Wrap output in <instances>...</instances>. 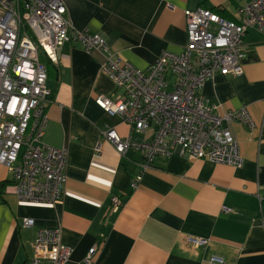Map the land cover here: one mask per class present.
<instances>
[{"label":"crops","instance_id":"obj_1","mask_svg":"<svg viewBox=\"0 0 264 264\" xmlns=\"http://www.w3.org/2000/svg\"><path fill=\"white\" fill-rule=\"evenodd\" d=\"M63 1L73 28L99 33L113 53L145 71L162 51H182L185 9L234 20L245 0ZM243 43L242 73L216 74L200 90L221 110H248L253 128L227 125L243 158L239 168L178 154L157 156L145 167L136 151L121 156L102 132L113 128L125 137L130 125L94 101L120 93L100 69L103 55L70 41L58 47L55 62L41 55L50 90L42 140L66 150V178L52 205L23 203L0 164V264H23L36 232L57 227L72 248L67 264H79L93 246L91 264H201L211 256L225 264H264V32L248 29ZM151 135L150 127L141 137ZM113 196L122 202L116 211ZM24 218L33 224L23 227ZM187 237L207 243L195 247Z\"/></svg>","mask_w":264,"mask_h":264},{"label":"built area","instance_id":"obj_2","mask_svg":"<svg viewBox=\"0 0 264 264\" xmlns=\"http://www.w3.org/2000/svg\"><path fill=\"white\" fill-rule=\"evenodd\" d=\"M183 13L182 51H162L142 71L113 53L99 33L73 28L63 0H0V164L11 175L19 202L52 205L62 195L67 152L42 140L50 90L41 55L55 62L58 47L67 41L78 43L87 53H101V71L120 89L114 98L99 95L94 101L130 125L125 137L113 128L102 132L121 156L136 151L145 167L157 156L173 154L242 166L239 144L227 125L239 122L253 128L247 108L221 110V104L209 102L200 90L216 74L242 73L245 33L264 32V0H245L235 10L234 20L201 7ZM150 127L151 137H141ZM95 150L99 153L98 146ZM138 180L139 175L132 178L130 186L134 188ZM121 203L113 196L111 211ZM32 224L31 218L21 222L23 227ZM187 241L195 247L207 243L193 237ZM95 250L90 248L79 264H91ZM71 252L61 242L58 227L42 228L23 264H67ZM201 264L225 262L211 256Z\"/></svg>","mask_w":264,"mask_h":264},{"label":"trees","instance_id":"obj_3","mask_svg":"<svg viewBox=\"0 0 264 264\" xmlns=\"http://www.w3.org/2000/svg\"><path fill=\"white\" fill-rule=\"evenodd\" d=\"M41 60H42V58H41ZM48 60H49V59H48ZM43 62H44V61H43ZM44 64L46 65V63H45V62H44ZM46 68H47V65H46ZM2 186H3V185L1 184V185H0V188H1Z\"/></svg>","mask_w":264,"mask_h":264}]
</instances>
